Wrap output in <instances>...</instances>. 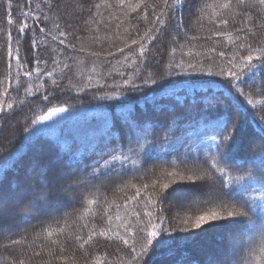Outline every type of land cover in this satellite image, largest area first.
<instances>
[{
	"label": "snow or ice",
	"instance_id": "1",
	"mask_svg": "<svg viewBox=\"0 0 264 264\" xmlns=\"http://www.w3.org/2000/svg\"><path fill=\"white\" fill-rule=\"evenodd\" d=\"M87 2L88 0H82L78 4L81 11L90 12V9L85 8ZM119 3L123 6L125 0H119ZM162 3L164 8L159 14L155 12V8L159 5L151 6L154 20L149 23L152 27L144 32L139 41L131 40V45H138V48L130 54L123 55L126 66L131 67L132 72L129 74L111 70V61H107V57L115 56V53L107 51L105 60L109 70L104 72L105 83L97 85L92 99L115 101L119 104L128 101L131 95L139 94L146 101H152L163 110L161 102L164 99L179 98L182 92L199 96V106L195 110L200 119L194 120L185 127L184 141L180 148L173 147L177 139L174 133L179 130L182 122L178 117H172L176 118L177 127L171 130L170 119L161 121L159 135H155L157 131L155 127L151 133H147L142 128L141 122L131 117L125 120L122 129L114 131L115 125L111 122L107 110L113 109L116 104H98L97 107L102 111L97 116L72 121V117H81L83 110L70 104L69 99L82 103V95L92 89L91 76L87 77V83L78 81L83 85L78 91L76 84H73L75 78L73 57L87 51L83 47L78 48L73 42L81 40V36L77 35L78 29L69 21H65L67 30L61 28L58 22L61 13L59 0H40L35 6L36 10H21L16 20L12 15V0H6L5 16L10 27L6 33L7 43L0 47V58L3 59L6 67L8 85L0 95L7 97L11 89L20 98L15 102H8L7 99L0 101V130L8 126L9 120L16 111L27 108L29 114L25 116V122L21 125L17 120V125H21L23 130V135L18 138L19 142H27L34 152L43 151V146L35 142L38 139L53 136L55 142L51 145L52 154L48 157V163L41 165L38 173L37 166L40 162H33L29 173L34 175H31L22 190L7 197L0 193V240L22 225L30 224L32 220H38L41 226L49 220H55L59 224L61 219L66 222L67 215L75 214L77 205L83 207L85 202L90 205L107 202V194L115 190L118 181L123 183L126 176H132L133 179L140 181L141 186L137 187L133 184V194L126 197L123 205H116L115 219L120 223L116 225L115 231L110 227L113 216L105 212V222L109 227L98 228L93 225L88 229L86 236L76 235L74 241L78 243L80 249H84L93 239L103 237L106 241L116 242L117 251L127 257L126 260H122V264H156L157 259H163V256H158L161 250L169 249L168 254H173L171 250L174 241L179 239L183 243L194 240L208 231L207 228H202L206 224L209 227L223 226L212 223L220 221H229L233 224L244 222L257 224L254 218L256 207L244 197L249 187L248 184L241 183L245 181V177L233 178L229 170L242 167L230 162L232 150L237 144L241 121L245 118L246 110L242 111V109L245 103L255 107L253 97H264V47H254L251 44L237 45L238 51L228 59L227 66L216 65L215 72L211 71L204 61L197 60L193 63L192 60L186 61L183 57L177 59L175 48L171 49L173 55L165 59L160 46V37L166 32L172 35L174 29L176 35L173 36V42H175L176 36L185 27L184 21L173 16L172 13L182 14L185 7L194 6L195 0H162ZM236 3L244 10L245 18L251 8L257 10V19L264 21V0H251V3L249 0H236ZM232 5L233 0H226L221 7L224 10H231ZM140 7L141 4L138 3L133 11H137ZM29 8H31V0ZM45 8L48 12L56 13L57 18L48 15L44 11ZM143 18L148 21L149 14L144 12ZM29 19L37 24L38 31L28 23ZM219 22L227 26L229 20L220 19ZM49 23L52 24L51 28L48 27ZM41 24L43 26H39ZM12 26L16 29V44L19 45L21 40L26 43L24 57L20 56L18 46L13 47ZM252 26L264 28V23L257 25L256 20H253ZM54 31L56 34H53ZM49 39L62 46L53 49L62 59H52L51 69L49 59L42 56L38 50L40 47L47 48ZM125 47L130 45L125 44ZM240 49H243L245 54H241ZM118 51L124 53V48H118ZM88 55L97 57L102 53L93 51L88 52ZM220 56H224V53L221 52ZM80 63L84 62L80 61ZM57 66L61 68L59 75L56 73ZM101 69L103 71L104 65H101ZM91 71H95V63ZM116 77H119V80ZM196 77H206L209 85L221 83L225 91L215 93L211 87L196 88L193 86ZM216 77L224 79L217 81ZM13 78L16 81L15 87L11 85ZM108 79L112 81L110 84L107 82ZM3 83L0 81V85ZM100 92L103 94H98ZM157 92L160 94L159 101L156 100ZM56 101H62L67 106H59L54 103ZM260 103L259 132L248 142L246 153L252 156L254 150H258L259 158L264 160V100ZM180 116L187 119V113H181ZM65 125L68 127L61 134ZM209 126L212 127L213 138H219L218 159L211 165L207 160L199 157L188 156L182 159L181 149L188 153L191 150V141L197 138L198 130L200 135H203L208 131ZM15 143H17L15 138L8 139L6 143L0 142V155L11 154ZM72 144L80 145L75 153L71 152ZM161 150L165 156H176L180 164L184 165L185 175H181L179 180L175 179L178 175L175 171L164 174L163 179L168 182H163L156 169L145 171L152 154ZM85 151L89 156H83ZM140 160H143L144 166L138 164ZM61 163L62 166L53 173V165ZM220 163H223L224 167H219ZM250 163L252 167L247 171V180L264 182V169L257 170L254 160H250ZM137 173L143 175L137 176ZM216 173L219 175L216 176ZM234 179L237 184L235 187ZM145 180L148 182H144ZM2 183L3 181L0 180V184ZM177 193L184 195L176 199ZM196 203L218 205L222 211H201L197 215L198 209L194 207ZM166 205L171 206L166 207ZM121 207L125 210L131 209L126 220L121 219L118 214ZM259 208L264 215V203ZM67 209L73 211L66 212ZM184 212H190L191 215H182ZM259 226L264 229V220L259 221ZM83 228H87V225ZM60 231L62 232L63 229ZM182 232L191 234L177 235ZM48 234L50 236L52 233ZM71 240L72 237L66 238V242ZM20 243V240L11 241L13 245ZM244 244L243 235L235 234L224 258L210 260L209 264H241L239 256L243 252ZM63 250L60 249L61 252ZM85 255L89 258L92 256L91 253ZM19 264L24 262L19 261ZM92 264H106V261L97 257L92 260ZM177 264H184L183 259L177 261Z\"/></svg>",
	"mask_w": 264,
	"mask_h": 264
},
{
	"label": "trees",
	"instance_id": "2",
	"mask_svg": "<svg viewBox=\"0 0 264 264\" xmlns=\"http://www.w3.org/2000/svg\"><path fill=\"white\" fill-rule=\"evenodd\" d=\"M29 2L30 0H12V15L14 20L17 19L21 10H36L35 6L40 0H31V8H29ZM59 2L61 13L59 14L58 22L61 28L67 30L65 21H69L78 29L77 35L81 36V40H74L73 42L77 44L78 48L83 47L87 50L73 57V72L75 74L73 84H76V90H80L83 86L78 81L87 83V77H92V89L88 90L87 94L82 95V103H77L75 99H69L70 104L83 110L81 117H72L71 119L72 121H76L77 119L92 118L102 111L101 108L97 107L98 104H116L115 101L105 102L92 99L97 85L105 83L104 72L109 70V66L105 60L106 52L111 51L115 53V56L107 57V61H111V70L114 72H128L130 74L132 68L126 66L123 55L125 53L130 54L136 50L138 45H131V40L136 39L139 41L140 37L144 35V32L149 27H152V24L149 23V21L154 20L151 6L158 4L159 7L155 8V12L159 14L161 9L164 8V5L162 0H143V3H141V0H125L123 6L120 5L119 0H88L85 8L90 9L89 12L81 11L78 7V4L82 0H59ZM225 2L226 0H195L194 6L185 7L182 14L172 13L173 16L184 21L185 27L176 36L175 42H173V36L176 35L174 29L172 30V35L166 32L160 37V46L163 49L164 58L167 59L173 55L171 49L175 48V56L177 59L183 57L186 61L192 60L193 63L197 60L204 61L206 66L215 72L217 70L216 65L220 67L227 66L228 59L238 51L237 45L251 44L254 47H264V28L252 26L253 20H256L257 25L264 23V21L257 19V10L250 8L247 18H245L243 14L244 10L237 5L236 0H233L231 10H224L221 7ZM249 2L251 3V0ZM138 3L141 4V7L134 12L133 8ZM96 5H99V7H96ZM5 7L6 0H0V47H3L7 43L6 33L10 27L6 22ZM44 11L48 15L57 18V14L48 12L47 8ZM144 12L149 14L148 21L143 18ZM220 19H228V25H221L219 22ZM28 23L32 27L37 28L38 31V26L32 19H29ZM39 26L43 25L41 24ZM48 27L51 28L52 24L49 23ZM249 29H252V31H248ZM11 30L14 35L13 47L18 46L20 48V56L24 57L26 55V43L21 40L19 45H17L15 40V26H12ZM53 34H56L55 31ZM96 38H98V42H96ZM35 39H39V37H35ZM125 44L130 45V47H125ZM146 46L149 48L152 47V45ZM60 47L62 46H59L57 42H52L49 39L47 48L40 47L38 49L42 56L49 59L50 69L52 67V59H62V57L53 51V49ZM118 48H124V53L119 52ZM93 51L100 52L102 55L97 57L89 56L88 52ZM239 51L241 54H245L243 49ZM221 52L224 53V56H220ZM69 54L71 53L69 52ZM80 61L84 63L81 64ZM93 63H95V71H91ZM101 65H104L103 71ZM12 67L14 76V63ZM60 71V66H57V75L60 74ZM116 79L119 80V77H116ZM215 79L221 81L224 78L216 77ZM206 80V77H196L193 86L200 89L211 87L215 93L225 91L221 83L209 85ZM0 81L4 82L3 85H0V92H3L4 87L8 85V80L6 67L2 58H0ZM107 82L110 84L112 81L108 79ZM257 83H259V78H257ZM15 84L16 81L13 78L11 80L12 87H15ZM98 94H103V92ZM19 98L11 89H9L7 97L0 95V101L7 99L8 102H15ZM199 99V96L182 92L179 94V98L171 97L164 99L161 102L163 104V110H161L152 101H146L143 96L134 94L130 96L128 101L116 104L113 109H108L107 111H109L111 122L115 125L114 131L116 129H122L125 120L131 117L140 121L142 128L147 133H151V130L155 127L157 130L155 135L160 134V122L166 119H170L169 129H175L177 127V120L172 117H178L182 122L179 125V130L174 133L177 139L173 147L180 148L184 141L185 127L194 120L200 119L195 110L199 106ZM253 99L255 101V107L245 103L242 109V111L246 110L245 118L241 121L237 144L234 146L230 156L231 163L242 167L231 168L229 174L233 178L239 176L245 177V181L241 183H246L249 187L245 191L244 197L256 207L254 218L257 220V224L252 225L247 222L233 224L229 221H223V226L221 227L226 229H218L219 227L212 228L206 224L205 227H207L208 231L198 236L202 240L200 239L199 245L194 247L193 251L190 249L192 254L189 259L183 260L184 264H209V261L212 259H223L224 255L229 251L230 241L235 234L243 235L245 240L243 252L239 256L241 264H264V229H261L259 226V221L264 220V215H262L259 208L264 203V182L249 181L246 178L247 171L252 167L250 160H254L257 170L264 169V160L259 158L258 150H254L252 156L246 153L248 142L259 132L258 117L261 115L260 102L264 100V97L255 96ZM156 100H160L159 92L156 94ZM54 103H57L59 106H67L62 101H56ZM173 109L175 110L174 112ZM188 109H191V111H187ZM181 113H187V119L180 116ZM28 114L29 111L27 108L16 111L9 120L8 126L0 130V142L6 143L8 139H17V143L12 146L14 150L11 151V154L4 153L0 155V180L3 181L0 184V193L5 197L17 192L19 186H26L31 175H34L29 173V168L33 162H40L37 166L38 173L40 166L47 164L48 157L52 154L51 145L55 142L53 136L35 141L43 146V151L41 152L32 151L27 142H19L18 138L23 135L21 125L25 122L24 118ZM53 119H59V117H53ZM17 120L21 122V125H17ZM67 127L68 125L64 126L61 134H63V131ZM203 135L213 136L212 127L209 126L208 131ZM199 136L201 135L198 130L197 138L191 141V145ZM218 139L216 137V143L212 148V151L217 149L216 153H196L191 150L185 153L181 149V158L186 159L188 156L199 157L207 160L209 165H211L214 160L218 159ZM79 148V144H72L71 152L75 153ZM83 156L87 157L89 153L85 151ZM92 158L94 159L95 157ZM85 162L89 161L85 160ZM138 164L144 166L143 160L138 161ZM61 166L62 163L53 165L52 172L54 173ZM218 166L224 167V164L220 163ZM151 169L157 170L163 182H168L166 179H163L164 174L167 172H178V175L175 177L177 180L180 179L181 175H185L184 165L180 164L179 159L176 156H165L162 150L153 153L152 158L149 159L145 166V171ZM136 175L142 176L143 174L137 173ZM215 175L218 176L219 173ZM144 182L148 181L145 180ZM133 184L137 187L141 186V182L133 179L132 176L124 177V182L121 183L118 181L115 185V190L107 194V202L100 205H90L85 202L83 207L77 205L75 214L67 215L66 222L64 219H61L59 224H57L55 220H49L41 226L38 220H32L30 224L22 225L19 229L0 240V264H13V262L19 264V261H23L24 264H92V260L97 257L102 261H106V264H122V260H126L127 257L117 251L116 242H109L103 237H98L93 239L84 249H80L78 243L74 241V237L80 234L86 236L88 229H91L93 225H96L98 228L109 227L105 222V212L113 216L110 227L115 231L116 225L120 223V221L115 219V215L117 214L116 205H123L126 197L133 194ZM233 186H237L235 179L233 180ZM168 206L171 205H166V207ZM194 207L198 209L196 212L197 215L201 211H222L218 205L196 203ZM173 210L175 211V208ZM65 211L72 212L73 210L67 209ZM130 211L131 209L125 210L121 207L118 214L121 219L126 220L128 219V212ZM182 215H191V213L184 212ZM84 225H87V228H83ZM60 229H63V231L61 232ZM49 232L52 233L50 236L48 234ZM210 232L211 235H208L207 233ZM190 234L189 232H182L177 235L188 236ZM213 236L216 241L208 238ZM68 237H72L73 240L66 242V238ZM12 240H20L21 243L13 245L11 244ZM54 241L57 243H53ZM181 243L177 239L174 241L172 248L177 247ZM61 248L64 249L62 252L60 251ZM171 251L173 252V250ZM183 252L184 250L181 251V253ZM36 253H39V255H36ZM86 253H91V258L86 256ZM168 253L169 249L161 250L158 256H163V259H157L156 262H161V264H177V261L181 260L179 254H174L173 252L170 256Z\"/></svg>",
	"mask_w": 264,
	"mask_h": 264
},
{
	"label": "rangeland",
	"instance_id": "3",
	"mask_svg": "<svg viewBox=\"0 0 264 264\" xmlns=\"http://www.w3.org/2000/svg\"><path fill=\"white\" fill-rule=\"evenodd\" d=\"M215 143H216V138L214 139L212 135H201V136H199L198 139H195V141L192 143L191 151L196 152V153L203 152V153H213L214 154V153H216V150H217V149H214L212 151V148L214 147ZM24 187H25L24 185L23 186H19L18 191L22 190ZM183 195H184L183 193H177L176 199H180L181 197H183ZM212 223H219V224L223 225V221L212 222ZM205 226L206 225H204L202 227L203 228H207ZM207 226L209 227V225H207ZM218 229H226V228L219 227ZM207 234L211 235V232L207 233ZM208 238L209 239L211 238L212 240H214V236L213 237H208ZM214 241H216V240H214ZM156 264H161V262H156Z\"/></svg>",
	"mask_w": 264,
	"mask_h": 264
},
{
	"label": "bare ground",
	"instance_id": "4",
	"mask_svg": "<svg viewBox=\"0 0 264 264\" xmlns=\"http://www.w3.org/2000/svg\"><path fill=\"white\" fill-rule=\"evenodd\" d=\"M200 239L202 240L201 237L200 238L196 237L193 241L181 243L177 247L172 248V250H173L174 254H179L180 255L179 257H181V259H183V260L189 259L191 254H192L193 248L199 245ZM204 248L208 249L206 247H204ZM190 249H192V251ZM183 250H184V252L181 253V251H183Z\"/></svg>",
	"mask_w": 264,
	"mask_h": 264
}]
</instances>
